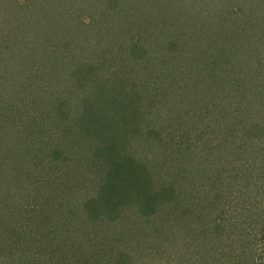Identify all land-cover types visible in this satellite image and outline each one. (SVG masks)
I'll return each mask as SVG.
<instances>
[{"label":"trees","instance_id":"1","mask_svg":"<svg viewBox=\"0 0 264 264\" xmlns=\"http://www.w3.org/2000/svg\"><path fill=\"white\" fill-rule=\"evenodd\" d=\"M16 71L35 78L39 94L24 95ZM10 83L19 103L6 94ZM43 101L40 115L34 103ZM121 122L136 133L122 142ZM135 139L139 154L126 146ZM149 153L167 162L162 189ZM198 163H221L224 174ZM215 176L229 193L238 185L237 203L217 195L186 224L151 219L169 196L199 204L196 179ZM1 192L0 264H264V0H122L108 9L103 0H0ZM57 195L68 216L96 226L84 236L65 219L75 237L50 239V219H20ZM135 234L148 243L143 258Z\"/></svg>","mask_w":264,"mask_h":264},{"label":"rangeland","instance_id":"2","mask_svg":"<svg viewBox=\"0 0 264 264\" xmlns=\"http://www.w3.org/2000/svg\"><path fill=\"white\" fill-rule=\"evenodd\" d=\"M121 1L122 0H103V5H104V7H106L108 9V8L112 7L113 5H115V4H120ZM62 16L64 17V10L62 11ZM104 16H105V14H103V26L105 24V17ZM118 30L120 31L121 29L119 28ZM119 36H120V34H119ZM58 49L60 50L61 48L59 47ZM61 52H62V50H61ZM27 63H29V64L31 63L30 59L29 60L26 59V64ZM33 67L35 68V65H32L31 64V66H29L27 70L32 71L33 70ZM66 72H67L66 74H68V75L71 74V72H68V71H66ZM29 73L31 74V76H34L35 75V74L31 73V72H29ZM27 74L22 73V72L18 73L16 71V72H14L13 75L14 76L15 75L16 76L19 75L20 77L23 76V77L26 78ZM37 74H40L41 77H43V74L40 71ZM34 82H35V78L33 80H30L29 78H26L25 80H24V78L22 79V85L21 86H22L23 94L24 95L26 94V95H29V96H34V95L39 94L40 90H38V88H37V93H34L33 91H30L33 88L36 89V86H35V83ZM54 85H55V87H54V89H55L57 87V82ZM13 86L14 85L11 84L8 87V89L6 90V94L8 95V97L11 100H14L15 101V104H16V103H19V101L16 100V95H17L16 94V89L13 88ZM27 89H29V92L24 91V90H27ZM9 93L10 94L13 93V94L10 95ZM38 97L41 98V96H38ZM34 105L38 108V111H39L40 115L41 114H45L47 112L48 108H49L48 107L49 105L47 106L44 101L43 102L34 103ZM118 128H119V130H117L116 136H117L118 139H120V142H122L121 139L124 138L127 134H129V137L130 138H133V135L136 134L135 133V129L133 127H131L129 129V127H127V124L124 123V122H121L119 124ZM180 128H182V127H180ZM158 129L159 128H156V130H158ZM159 131H161V130H159ZM164 137L166 138V134L164 135ZM130 145H133V147H136L135 153H137V154L140 153V151L138 150L139 147H138V144H137L136 139L133 142H130L126 146H128L129 149H131L130 147H132V146H130ZM199 145L202 146L201 144H199ZM147 160L151 163V168H152L153 172H155V173L161 172V173L156 174L158 176L156 178L157 181H155L154 187L155 188L157 187L159 189L160 188L162 189L163 187H166L165 186V183L168 182L167 180H168L169 176L167 175V176H164L163 178L160 179V175H162V173H163L162 171H165L167 169V167H168L167 166V162L166 163H163L162 161L159 160L158 156L156 157L152 153H149L148 154ZM198 164L201 166V169L203 170V173H206L209 170L208 172H211L210 173L211 175H213L216 172H218V170H222V168H223V166L221 165V163L210 164V165L208 163L207 164L198 163ZM221 173L222 174L219 175V176H222L224 174V171L222 170ZM34 175L35 176H39V179L41 181H43L44 175L40 174L39 172H35ZM205 178H202V177L201 178H198V179H196V182H195L197 186H198V184H202L201 187H200V190L202 191V197H204V200H202L199 203L200 204L199 207H197L199 205V204H197V201L194 200V199H190V198L188 200H186L185 204L183 203L182 200H179V199L176 198V199H174L175 205L173 206V203L174 202H172V203L170 202V200H169V197L170 196H169L167 198V200H164V201L162 200V202H160V204H158L157 210H156L158 213L157 214H153L154 216L152 215L151 219H176V220H181L183 223L186 224V221L188 222V219H194L195 218V215H196V214H194L195 209L197 208V211H198L199 209H205V208H207L206 205H210L209 199H213L214 196H215L214 199L217 200V195H219L218 198H221V197H224V195L227 194L229 201L228 200H222L220 202H225V203H228L229 202L230 205H232L233 203H237L236 201L240 200L239 197H238L239 192L237 191V188H238V185L237 184L232 185L233 186L232 189H234L233 192L235 191V189H236V191L234 193L233 192L232 193L231 192L229 193L227 191L226 187H222L221 188V185L218 183V181H216V180H218V178L216 176L212 178V181L211 182H210V180L208 178H206V180H204ZM69 179L72 180L71 177ZM252 181L249 179V183H252L254 185L256 182H252ZM188 183L190 184V185H188V190H191V188L193 187V184L191 182H188ZM258 184L256 186L257 188H258ZM56 185L57 186H60V184H56ZM182 186H183V189H185V186L184 185H182ZM227 188H229V187H227ZM225 189H226V191H225ZM49 190H50V193H47V195H45V196L46 197H49L51 199L52 194L54 195V193H56V192L53 189H51V188ZM178 190L179 189L177 188V192H178ZM131 192H132V190H131ZM181 193H183V192H181ZM256 193H257V191H256V188H255L252 194H256ZM3 194L6 195L7 193L6 192H3V193L1 192L0 193V201H2L3 198H4V195ZM236 195H237L238 198L236 197L235 198V202H234L232 199H234V197ZM46 197H43V200H41L39 202L38 206H39L40 210H39V212L36 213L35 216H33L32 214H31L32 216L30 214L27 215L25 212H21L19 214L20 215V219H23V222L24 223L27 221L25 219H30V218L31 219H50L53 227H52V229L48 233L44 234L45 237H50V239H51L53 236H55V233L61 234L62 237L63 236H66V238H68L69 240H70L71 237H75L74 230L72 228V225L71 224L68 225L67 222L64 221L65 219H69L71 222L74 221V227H75V229L78 230V232L81 233L84 236L88 232V229H90L91 227H95L96 226V223L95 222L98 221V219H93V220L92 219H88V218H86L83 215H76V214H74L72 212H71L72 215L71 216H68V214L62 208V205L60 203L61 196L57 195V198H58L56 200L57 202L54 199H52L53 201L56 202L55 206H54L53 201L52 200H48ZM11 198H12V196H11ZM154 199H156V198H151V200H154ZM15 202H16L15 200L13 202H11V204L9 205V208L8 209H10L12 207V204H14ZM220 202H218V208L213 210L215 216H218V217H220V213L223 210V208H219ZM50 203L53 204V207H54L55 210L52 212V215L50 214L51 215L50 217L49 216L47 217V215L45 213H43V210L42 209L47 210L46 209V206H50ZM224 204L222 203L223 207L225 208L226 207V204L225 205ZM27 207L30 208V205L27 204ZM158 208H159L160 213L162 212V216H160V217H159ZM188 210H189L188 213H190L189 215L187 214V211ZM177 216H179L180 218H177ZM4 219H7V216ZM8 219H10V217ZM91 220H92V222H90ZM101 221H103V219H100L99 220V222H101ZM155 221L156 222H153L152 225H151L152 226V229L154 231L159 232L160 226H155V225H156V223L158 225H160V222H159L160 220H155ZM111 224H112V226H115V227L120 226V224H117V222H111ZM163 225H164V228L163 229L169 231V229H167L166 222H164ZM39 235L42 236V234H39ZM70 235H71V237H70ZM46 239H48V238H46ZM81 240H83V239H81ZM132 240L135 243L134 245L136 247V250H135L136 256L137 257H140V258L145 257L146 254L148 253V243L145 244V245H140L139 242H138V239H137L136 234L135 235H132ZM215 253H216V251H215ZM173 258L174 257H170L171 260H173ZM104 260L106 262L108 261L107 259H104ZM168 260L169 259H167V261ZM136 262H138V260H136ZM175 262H176V258L173 261H170L168 264H174Z\"/></svg>","mask_w":264,"mask_h":264}]
</instances>
